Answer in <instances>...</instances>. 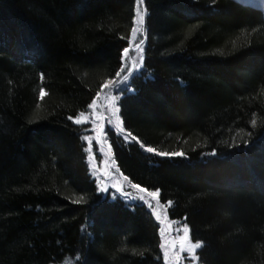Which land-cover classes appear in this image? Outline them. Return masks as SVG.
<instances>
[{
  "label": "trees",
  "instance_id": "16d2710c",
  "mask_svg": "<svg viewBox=\"0 0 264 264\" xmlns=\"http://www.w3.org/2000/svg\"><path fill=\"white\" fill-rule=\"evenodd\" d=\"M136 7L0 0V264H165L159 222L100 190L81 139L91 124L69 119L121 70ZM143 7V67L114 90L118 114L145 146L185 155L111 130L114 165L202 242L184 264H264V13L238 0Z\"/></svg>",
  "mask_w": 264,
  "mask_h": 264
},
{
  "label": "rangeland",
  "instance_id": "374dc122",
  "mask_svg": "<svg viewBox=\"0 0 264 264\" xmlns=\"http://www.w3.org/2000/svg\"><path fill=\"white\" fill-rule=\"evenodd\" d=\"M238 1L244 4L256 6L264 13V0H238ZM138 8L140 12L145 13L143 4L142 5L137 4L135 13H137ZM135 27H139V25H135ZM144 34H145L144 32L138 33L135 40L132 42L131 46L129 45L130 47L129 55L126 58L123 57V67L125 68V71L122 73L121 77L117 79L116 81L117 83H119V81L122 80L125 75H129L127 69H134L130 77L141 69L139 68L138 70H135L136 65L139 63V56H140V52L138 49L135 48V45L139 43L140 40H144ZM130 40H132V34ZM142 48H143V56H144L143 45ZM124 84H120L118 88L110 85L107 89H103L100 93V96L96 98L97 104L95 108L90 109L89 113L86 115L88 117V121L91 124V130L93 131V133L91 134L92 152L94 151V140L98 148L97 153L93 154V158H90V164L93 165V167L91 168L93 172L96 173V178L100 190L102 187H107V191L113 190L115 192H118L116 190V187L113 186V185H118L122 187L123 192L129 193L130 196L132 197L145 195L146 199H151L147 197L146 194L139 193L137 190L132 189L131 186H129V184L123 179L122 175L118 172L117 168L113 163L112 154L109 149V145L105 140L104 131H102L100 127L102 124L104 126V130L105 128L111 127V129L115 132V134H117L118 129L116 128L115 125H116V115L119 116V114L118 113H116V115L113 114L115 112V109L117 108L116 99L114 100L113 97H114V90L116 88L118 90ZM109 120L112 121L111 125H109L108 123ZM125 135H127L125 132L120 134L122 138ZM107 191H102V192L106 193ZM118 193L122 195L121 192ZM128 200L137 203H142L139 200H131L129 198ZM152 204L153 207H156V202L154 200L152 201ZM145 206L148 208L147 205ZM159 211L161 213V219H163L164 218L163 209H160ZM164 227H165V234L163 237L161 236V243L165 244V248L164 249L161 248V252L165 264H184L185 262H187V260L190 259L177 260V254H179V256L181 257H187L189 255L187 252H180V240L178 239V236H183L184 235L183 231H180L179 233L175 231V228L180 227L178 225H173L172 229L170 230L168 227V220L165 221ZM165 250H167L168 252L167 261L164 255Z\"/></svg>",
  "mask_w": 264,
  "mask_h": 264
},
{
  "label": "snow or ice",
  "instance_id": "6c2138e0",
  "mask_svg": "<svg viewBox=\"0 0 264 264\" xmlns=\"http://www.w3.org/2000/svg\"><path fill=\"white\" fill-rule=\"evenodd\" d=\"M143 3H144V0H137L138 5H142ZM145 15H146V12L142 13L139 11V8L137 9L136 17L134 18L133 23H134V25H139V27L134 26L131 30L132 31V40L129 41L130 46H131L132 42L135 40L138 33L146 31L144 28ZM144 43H145L144 40H140L139 43H137L135 45V48L138 49L140 52L139 63L136 65L135 70H138L139 68L143 67L144 56H143L142 45ZM129 52H130V47H125L123 49V57L126 58L129 55ZM124 71H125V68L122 66L121 70L116 73V78L107 80L103 85H101V90L107 89L110 85L118 88L120 84L127 83V81L130 78V75L134 71V69H127L129 75H125L123 77V79L119 81V83L116 82L117 79L121 77V75ZM40 79L43 80L44 76L41 75ZM46 95H47V92L45 91V89L41 88L40 92H39L40 100H43ZM99 96H100V93L98 92L97 98ZM113 99L114 100L118 99V97H113ZM96 104H97V99L94 98L92 100L91 104L88 105V108L94 109ZM118 112H119V108L117 107L113 114L116 115V113H118ZM69 119L73 120V122L77 125H81V124L89 122L88 117L86 116V113L83 111L80 112L77 117L74 118V117L70 116ZM108 123H109V125H111L112 121L109 120ZM252 124L255 126V124H256L255 119L252 120ZM115 126L118 129L117 135H120L121 133H123L125 131V129L122 127V122L120 121V117L118 115H116V125ZM100 127H101V130L104 131L105 137H107V132L112 130L111 127H109L107 130H104L103 124ZM129 137H131L130 140H129ZM81 139L89 142V146H88V148L85 149V151L87 153H89L90 158H93L92 144H91L92 137L85 135V136H82ZM123 139H124L125 143L128 145H131L133 142H135V143L139 144L140 148L143 149L145 152L153 153V154L160 156V157L172 158V157H183L185 155L182 151L161 152V151H158L157 149H155L153 147L145 146L144 143L142 141H140L136 136L132 135L131 132H128L127 135L123 136ZM109 149L111 150V145H109ZM113 163H115L114 159H113ZM90 167H93V165H90ZM117 170H119V169H117ZM92 175L96 176V173L93 172ZM123 179L125 181H128L129 178L127 176H123ZM129 183H130V186L132 189L137 190L139 193L146 194V196L151 198V199H146L145 195H140L138 197H132V196H130L129 193L123 192V189L121 186H118V185H113V186L116 187V190L118 192L122 193L123 197L129 198L131 200H139L140 202H142L141 206H144V205L148 206V208L152 211V214L155 216V219L161 225L160 235L163 237L165 234L164 225H165V221L167 220V208L171 207L173 202L168 201L167 205L160 203V200H159L160 190L159 189L149 190V189L142 187L136 183H131V182H129ZM101 191H107V187H102ZM82 200H83V198L81 197V200L74 201V203H79ZM153 200L156 202V207H153V204H152ZM160 209L164 210V213H163L164 218L163 219H161V213L159 211ZM173 225H180V227L175 228V231H177V233H179L180 231H183V233H184L183 236H178V239L180 240V252H187L189 254L187 257H181V256H179V254H177V260L190 259L191 261L195 262L198 259L197 255H196V250L202 247V242H200V241L192 242L191 235H190L191 229L189 228L187 223H184L183 221H168V227L170 230L172 229ZM160 247L162 249H164L165 244L161 243ZM164 255H165V258L167 261V257H168L167 250H165Z\"/></svg>",
  "mask_w": 264,
  "mask_h": 264
}]
</instances>
